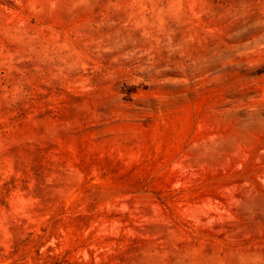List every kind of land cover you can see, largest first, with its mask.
Listing matches in <instances>:
<instances>
[{"label": "rangeland", "instance_id": "obj_1", "mask_svg": "<svg viewBox=\"0 0 264 264\" xmlns=\"http://www.w3.org/2000/svg\"><path fill=\"white\" fill-rule=\"evenodd\" d=\"M0 264H264V0H0Z\"/></svg>", "mask_w": 264, "mask_h": 264}]
</instances>
